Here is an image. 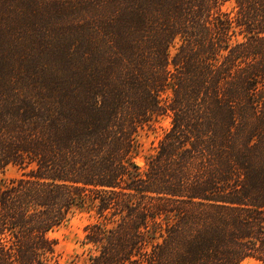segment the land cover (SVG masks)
Masks as SVG:
<instances>
[{"label": "trees", "instance_id": "16d2710c", "mask_svg": "<svg viewBox=\"0 0 264 264\" xmlns=\"http://www.w3.org/2000/svg\"><path fill=\"white\" fill-rule=\"evenodd\" d=\"M10 165L0 264H63L75 213L85 264L264 263V0H0Z\"/></svg>", "mask_w": 264, "mask_h": 264}, {"label": "rangeland", "instance_id": "374dc122", "mask_svg": "<svg viewBox=\"0 0 264 264\" xmlns=\"http://www.w3.org/2000/svg\"><path fill=\"white\" fill-rule=\"evenodd\" d=\"M224 11L234 13V3L224 2L222 5ZM175 49V46L173 50ZM171 117L169 115H158L152 121L150 126H146L140 133L141 149L136 160L140 165H144V156L152 150L159 142L162 135L170 128ZM22 171L16 165H10L3 171H0V178L10 180L19 176ZM89 213H75L68 221L51 231L49 236L58 241V251L56 257L63 264H85L87 258V246L83 243L85 235V226L90 221ZM243 264H264L255 260H247Z\"/></svg>", "mask_w": 264, "mask_h": 264}]
</instances>
